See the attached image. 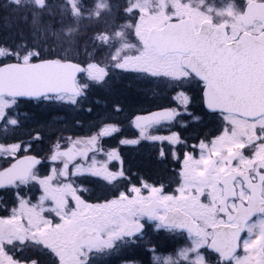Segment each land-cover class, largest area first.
I'll list each match as a JSON object with an SVG mask.
<instances>
[{"label":"snow or ice","instance_id":"1","mask_svg":"<svg viewBox=\"0 0 264 264\" xmlns=\"http://www.w3.org/2000/svg\"><path fill=\"white\" fill-rule=\"evenodd\" d=\"M0 7L22 12L34 28L50 9L47 0H4ZM60 10L72 21L60 29L65 37L75 36L85 19L111 17L108 29L91 37L107 47L108 62L82 66L35 43L0 46V58L8 61L0 63V158L7 164L0 168L6 194L0 196L6 213L0 216V264H136L126 253L149 228L185 240L168 255L157 246L147 249L150 264H264V0H92L88 6L63 0ZM113 72L144 83L164 80L175 93L172 102H180L136 115L139 135L121 144L182 143L171 127L202 119L194 109L197 94L201 111L221 119L217 135L200 139L178 161L172 194L163 184L133 182L116 149L99 144L120 131L115 125L85 139L69 137L67 148L58 139L49 159L61 166L45 175L38 155H20L32 152L42 136L24 141L9 135L22 127L21 98L80 106ZM164 122L170 135H152ZM96 154L106 159L97 161ZM160 156L167 153L161 149ZM114 160L119 170H110Z\"/></svg>","mask_w":264,"mask_h":264},{"label":"trees","instance_id":"2","mask_svg":"<svg viewBox=\"0 0 264 264\" xmlns=\"http://www.w3.org/2000/svg\"><path fill=\"white\" fill-rule=\"evenodd\" d=\"M47 2L50 5V9L46 10L35 28L31 24L30 17L28 21H24L21 18L22 12L6 11L3 7H0V46L4 43H35L43 51L55 49L61 55H67L83 66H86L89 62H96L104 66L108 62L109 50L106 46L100 45L98 41L93 42L91 37L105 29L97 26L95 33L79 37V39L77 38L78 33L76 34L77 36L65 37L60 33L59 29L62 28L63 24L66 26L71 24L72 21L61 15L60 6L63 0H47ZM3 3L4 0H0V5H3ZM83 3L86 5L88 0H83ZM53 33L60 34L54 35ZM67 39L69 40L67 41ZM2 62L6 61L1 58L0 63ZM84 79L85 74H81L79 80L83 81ZM131 79L135 78L130 75L111 73L107 84L104 87L91 89L87 100L82 102L80 106L22 100L17 109L20 114L22 127L16 129L15 133L27 138L30 136L36 137L37 134L40 136L57 134L61 133L60 130H62L65 136H78L87 135L92 133V131L101 129L105 126V121L111 112L133 113L142 107L144 108L146 103L144 99L145 93L140 92L138 90L139 86L132 84ZM148 87L152 90L153 86L150 85ZM161 88L169 89V85L164 80H161ZM158 100L159 104L173 105L172 100L165 101L163 93H160ZM110 103L124 104L125 107H120L121 111H115V107L108 106ZM89 108H91V111H88ZM100 145L103 146L104 150L106 149L104 142H100ZM180 146L181 144L178 149H181ZM85 186L92 187L91 185ZM89 202H95V200L93 199ZM150 232L148 230L144 240L139 241L136 246L127 251L126 256L129 261L136 262V264H150L151 253L146 252L147 249L157 246L163 250V247L167 246L169 242L179 238V236L164 232ZM161 254L168 255L169 253L166 254L165 251H161ZM116 264H121V261H116Z\"/></svg>","mask_w":264,"mask_h":264},{"label":"flooded vegetation","instance_id":"3","mask_svg":"<svg viewBox=\"0 0 264 264\" xmlns=\"http://www.w3.org/2000/svg\"><path fill=\"white\" fill-rule=\"evenodd\" d=\"M116 2V0H113ZM115 14V13H114ZM106 21L110 20L111 17H106ZM95 24L97 21H93ZM125 21L123 19H117L116 23L121 24ZM154 86L152 90L147 89V93L144 96L146 101L144 105V111L153 110L159 107H164V105L159 104L158 97L160 96V80L153 81ZM194 103V109L196 110V115L202 116L200 121H191L187 127H181L183 123L177 122L176 126L171 127V131H178L180 133L181 141L185 142L186 145L183 150V154L193 151V146L198 145L200 139L207 137L208 140L214 135L218 134V129L222 128V122L218 114H213L208 112L205 108L201 111V103L199 96L197 94V99ZM124 108V104L110 103L108 106H116ZM193 109H190L192 111ZM118 112H111L110 120L107 121L106 125H115L120 129L119 132L112 133L109 136L100 138L99 141H104L106 144V151L110 149H116L120 154L121 159L123 160V167L127 170L126 176L131 174L133 182H137L139 179L143 178L148 184H155L157 186L163 184L166 186V194L174 193L175 189L178 186V172L180 169V164L177 165V144H171L169 141H150V140H140L137 144H121V140H133L136 139L139 135V131L133 126L132 119L130 120H120L115 118L118 115ZM122 114V113H121ZM58 123H60L58 121ZM169 125L170 122H164L162 126H158V131H153L152 135L156 136H169ZM180 126V130H177V126ZM5 133L3 128L0 127V142L3 141ZM17 140V137L14 133H9ZM89 137V136H87ZM87 137H84L87 138ZM30 137L24 138V141L29 140ZM59 139L62 148H67L68 144H65V137L63 134H45L42 135V139L38 142L33 143V151L28 152L33 155H38L41 159V164L38 165V169L41 175L47 174V172L53 166H61L59 162L55 164L50 161L49 157L51 155L50 148L53 144ZM9 142H15L11 140ZM83 147V145H81ZM163 149L167 153L166 158L160 156V151ZM176 153V157H173V153ZM92 153H89V155ZM195 155L199 156V149L196 148ZM90 158H88L89 160ZM106 159V156H105ZM77 162L83 163L82 158H78ZM4 159L0 158V168L6 167ZM110 170H119L121 167L119 160H114L109 162ZM122 190V189H121ZM147 192L144 194L146 195ZM36 195H39V192H36ZM0 196H5L6 194L3 191H0ZM11 204L8 205L10 209ZM6 215L3 205L0 204V216ZM186 236V233H185ZM185 244V240L183 242ZM183 247V246H181ZM241 254L242 249H241Z\"/></svg>","mask_w":264,"mask_h":264},{"label":"rangeland","instance_id":"4","mask_svg":"<svg viewBox=\"0 0 264 264\" xmlns=\"http://www.w3.org/2000/svg\"><path fill=\"white\" fill-rule=\"evenodd\" d=\"M86 6H88V5H86ZM96 28H97V26H94V25H90L89 23H87V22H84V21H81V24H80V28H79V31H78V36H77V38L79 39V37H83V36H86V35H88V34H93V33H95V31H96ZM61 29V28H60ZM59 29V30H60ZM69 39H67V41H68ZM151 89V88H150ZM163 90V91H162ZM164 90H168V91H164ZM161 92L160 93H163L164 95H165V101H171V98L175 95V93L172 91V90H170L169 91V89H161L160 90ZM124 92H125V90H124ZM160 97V96H159ZM178 103H180L179 101H177ZM174 104V103H173ZM92 136V135H91ZM90 137V136H89ZM72 139V138H71ZM75 139H78V138H74V139H72V140H75ZM100 142V141H99ZM65 144H68V141H66L65 142ZM21 153H24V152H21ZM146 195H147V193H146Z\"/></svg>","mask_w":264,"mask_h":264},{"label":"water","instance_id":"5","mask_svg":"<svg viewBox=\"0 0 264 264\" xmlns=\"http://www.w3.org/2000/svg\"><path fill=\"white\" fill-rule=\"evenodd\" d=\"M73 62V61H72ZM73 63H76V62H73ZM79 74V73H78ZM78 74H77V76H78ZM25 99H27V98H25ZM208 110V109H207ZM155 111H158V110H155ZM208 111H210V110H208ZM151 112H154V111H151ZM148 113H145V114H142V115H147ZM27 155H30V154H27Z\"/></svg>","mask_w":264,"mask_h":264}]
</instances>
